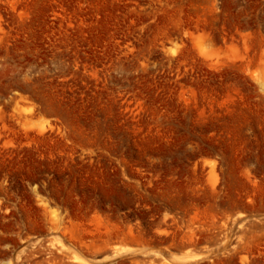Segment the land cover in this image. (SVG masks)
I'll return each mask as SVG.
<instances>
[{
    "label": "rangeland",
    "instance_id": "374dc122",
    "mask_svg": "<svg viewBox=\"0 0 264 264\" xmlns=\"http://www.w3.org/2000/svg\"><path fill=\"white\" fill-rule=\"evenodd\" d=\"M0 264H264V0H0Z\"/></svg>",
    "mask_w": 264,
    "mask_h": 264
}]
</instances>
